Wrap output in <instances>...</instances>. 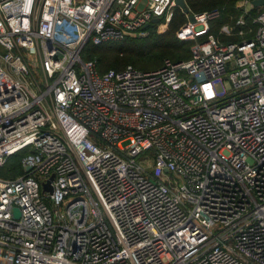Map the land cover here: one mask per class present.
Segmentation results:
<instances>
[{"label": "built area", "instance_id": "1", "mask_svg": "<svg viewBox=\"0 0 264 264\" xmlns=\"http://www.w3.org/2000/svg\"><path fill=\"white\" fill-rule=\"evenodd\" d=\"M252 1L223 41L210 32L219 10L184 14L187 60L99 74L88 43L168 24L176 0H0V168L26 152L21 175L0 177V264H264V6Z\"/></svg>", "mask_w": 264, "mask_h": 264}, {"label": "trees", "instance_id": "2", "mask_svg": "<svg viewBox=\"0 0 264 264\" xmlns=\"http://www.w3.org/2000/svg\"><path fill=\"white\" fill-rule=\"evenodd\" d=\"M244 0H185L190 13L200 14L212 10L220 11V19L224 22L228 18L235 19L240 15L241 9L236 5ZM256 9L250 11L254 16ZM185 16L179 8L169 22L168 29L158 35L151 32L145 39L126 38L119 42H109L95 46L88 43L82 52V59L95 60L99 74L114 69L120 70L127 65L150 72L159 69L165 60L173 62L187 60L191 56L190 45L193 42H184L176 38V31L185 23ZM213 26L210 32L214 34ZM26 152L22 151L11 156L0 168V177L13 179L22 174L20 160Z\"/></svg>", "mask_w": 264, "mask_h": 264}, {"label": "rangeland", "instance_id": "3", "mask_svg": "<svg viewBox=\"0 0 264 264\" xmlns=\"http://www.w3.org/2000/svg\"><path fill=\"white\" fill-rule=\"evenodd\" d=\"M144 4H140V7H142ZM243 5V2H239L236 7L237 9H241ZM249 9V8H247ZM221 17H219L218 19H216L215 21L211 22L210 27L213 26L214 28V35L215 36H219V40L223 41L228 39V37H225L224 35L220 34V32L224 29V28H229L230 30H233V18H228L226 19L224 22H222V19H220ZM169 23L166 24L164 23V21H158V23L156 24H150L145 30L144 33L142 34H136L135 36H131L128 38H133V39H145L147 38L151 32H155V34H162L165 30L168 29ZM194 44L190 45V51L192 49ZM229 87V83L227 81H223L222 83H218L216 85V91L218 93L222 92L224 89L227 90ZM137 161L144 167V169L146 171H148L150 174H155V170H154V161H153V157L150 155L149 152H145L143 154H141L138 158ZM170 176V175H169ZM4 256H6V258L9 256L8 254H4Z\"/></svg>", "mask_w": 264, "mask_h": 264}, {"label": "water", "instance_id": "4", "mask_svg": "<svg viewBox=\"0 0 264 264\" xmlns=\"http://www.w3.org/2000/svg\"><path fill=\"white\" fill-rule=\"evenodd\" d=\"M251 4H252V6L254 8H258V7L264 6V0H254V1L251 2ZM176 5L181 9L183 14H188L189 13V9L187 8L186 3H185L184 0H176ZM188 19H189L190 22H194L193 15H190L188 17ZM158 21H159L158 19H153L151 21V24H156V23H158ZM148 26L149 25H146L145 28H147ZM29 170H30V168L27 167L26 171H29ZM165 172H167V171H165ZM43 190L51 191L49 183H46V184L43 185ZM14 214H15L16 217L19 215L17 210H14Z\"/></svg>", "mask_w": 264, "mask_h": 264}]
</instances>
